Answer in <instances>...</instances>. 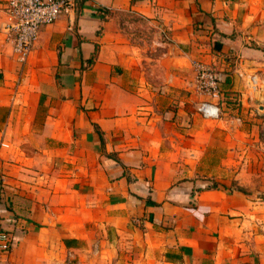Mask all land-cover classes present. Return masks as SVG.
<instances>
[{
	"label": "crops",
	"instance_id": "crops-1",
	"mask_svg": "<svg viewBox=\"0 0 264 264\" xmlns=\"http://www.w3.org/2000/svg\"><path fill=\"white\" fill-rule=\"evenodd\" d=\"M8 2L0 264H264V0H79L24 62Z\"/></svg>",
	"mask_w": 264,
	"mask_h": 264
},
{
	"label": "built area",
	"instance_id": "built-area-1",
	"mask_svg": "<svg viewBox=\"0 0 264 264\" xmlns=\"http://www.w3.org/2000/svg\"><path fill=\"white\" fill-rule=\"evenodd\" d=\"M79 0H9L6 8V39L12 52L24 62L35 47L41 27L52 24L60 16L69 17ZM196 74V90L201 95L216 97L219 91L218 73L201 63L193 65ZM255 83V79L252 78ZM198 111L204 118L218 117L219 109L209 102H203ZM11 247L10 236L0 231V252Z\"/></svg>",
	"mask_w": 264,
	"mask_h": 264
},
{
	"label": "rangeland",
	"instance_id": "rangeland-1",
	"mask_svg": "<svg viewBox=\"0 0 264 264\" xmlns=\"http://www.w3.org/2000/svg\"><path fill=\"white\" fill-rule=\"evenodd\" d=\"M255 167L258 168V164Z\"/></svg>",
	"mask_w": 264,
	"mask_h": 264
},
{
	"label": "trees",
	"instance_id": "trees-1",
	"mask_svg": "<svg viewBox=\"0 0 264 264\" xmlns=\"http://www.w3.org/2000/svg\"><path fill=\"white\" fill-rule=\"evenodd\" d=\"M212 187H214V188H215L216 186H212Z\"/></svg>",
	"mask_w": 264,
	"mask_h": 264
}]
</instances>
